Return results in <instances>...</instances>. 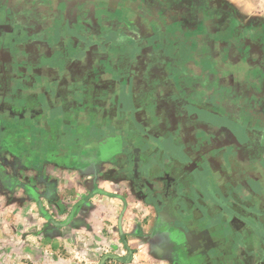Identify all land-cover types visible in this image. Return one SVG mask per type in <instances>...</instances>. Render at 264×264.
<instances>
[{
  "label": "flooded vegetation",
  "instance_id": "flooded-vegetation-1",
  "mask_svg": "<svg viewBox=\"0 0 264 264\" xmlns=\"http://www.w3.org/2000/svg\"><path fill=\"white\" fill-rule=\"evenodd\" d=\"M61 1L0 0V115L44 136L26 154L94 160L115 141L132 173L175 180L148 201L170 264H264V124L232 107L264 79L259 35L172 48L132 0Z\"/></svg>",
  "mask_w": 264,
  "mask_h": 264
},
{
  "label": "crops",
  "instance_id": "crops-1",
  "mask_svg": "<svg viewBox=\"0 0 264 264\" xmlns=\"http://www.w3.org/2000/svg\"><path fill=\"white\" fill-rule=\"evenodd\" d=\"M132 1L166 25L172 48L235 31L259 35L264 46V0ZM82 4L73 5H80L84 12L87 6ZM7 29L0 21L1 38L9 33ZM259 83L246 87L239 103L232 105L244 115V122L255 126L264 124V79ZM116 92L128 95V91ZM15 122L0 115V264H60V257L66 256L68 264H76L71 258L76 256L72 243L80 241L77 234L85 246L95 242L113 247L118 256L133 244L136 249L146 246L156 259H167L168 240L157 231L156 212L148 201L149 193L175 190L173 177L164 172L149 179L132 173L127 155L116 151L120 145L115 141L105 142L104 155L94 160L84 155L80 160L77 156L62 160L30 157L28 147L44 146V136L38 133L35 141L25 134L28 127H23V121L20 127ZM60 127L59 132L66 131ZM13 128L24 133L19 136ZM61 142L67 145L69 140ZM233 193L248 216L249 191L236 188ZM130 214L135 221L126 231ZM85 258V264L95 263L89 255Z\"/></svg>",
  "mask_w": 264,
  "mask_h": 264
},
{
  "label": "rangeland",
  "instance_id": "rangeland-1",
  "mask_svg": "<svg viewBox=\"0 0 264 264\" xmlns=\"http://www.w3.org/2000/svg\"><path fill=\"white\" fill-rule=\"evenodd\" d=\"M129 219V223L131 224L126 220V231L132 228V224L135 221L131 214L129 215ZM77 238H80V241L72 243V249L76 251V256L71 258L76 264H85V257L88 255L91 257L89 259L95 262L92 264H170L169 259H156V257L152 256L151 252H147V249L145 250L146 246L136 249V245L133 246V244H131V249L128 251L123 250V254L118 256L113 247L107 248L102 244L96 245L95 242L85 246L83 237L77 234ZM57 256L60 257L61 255L58 254ZM47 260H50V257H46V261ZM60 260V264H68V256L60 257ZM71 264L73 263L71 262Z\"/></svg>",
  "mask_w": 264,
  "mask_h": 264
}]
</instances>
